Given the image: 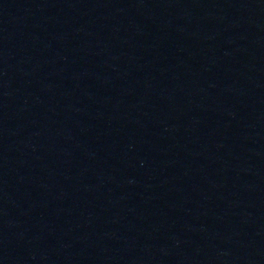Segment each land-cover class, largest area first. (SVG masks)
<instances>
[{
  "label": "water",
  "instance_id": "obj_1",
  "mask_svg": "<svg viewBox=\"0 0 264 264\" xmlns=\"http://www.w3.org/2000/svg\"><path fill=\"white\" fill-rule=\"evenodd\" d=\"M0 264H264V0H0Z\"/></svg>",
  "mask_w": 264,
  "mask_h": 264
}]
</instances>
